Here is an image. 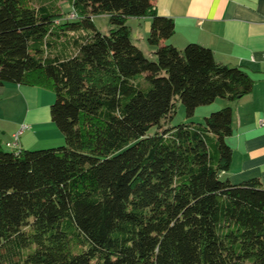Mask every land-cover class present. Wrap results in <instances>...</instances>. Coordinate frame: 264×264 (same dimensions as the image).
Instances as JSON below:
<instances>
[{"label": "trees", "instance_id": "trees-1", "mask_svg": "<svg viewBox=\"0 0 264 264\" xmlns=\"http://www.w3.org/2000/svg\"><path fill=\"white\" fill-rule=\"evenodd\" d=\"M153 1L0 0V86L51 90L64 138L18 154L0 142V264H264V189L220 179L231 109L166 128L176 101L192 117L253 80L209 49L162 44L174 23ZM144 17L154 61L126 25Z\"/></svg>", "mask_w": 264, "mask_h": 264}, {"label": "crops", "instance_id": "crops-1", "mask_svg": "<svg viewBox=\"0 0 264 264\" xmlns=\"http://www.w3.org/2000/svg\"><path fill=\"white\" fill-rule=\"evenodd\" d=\"M153 5L159 17L174 23L173 36L162 44L178 50L189 44L209 49L218 64L241 68L253 80L248 95L232 103L221 99L217 105L232 111V134L225 139L232 151L231 162L220 179L233 185L258 179L264 189V127L258 126L259 119L264 118V0H154ZM126 25L130 38L135 37V46L144 54L142 49L146 47L141 48L140 42L141 37L143 41L149 35L150 18H129ZM146 49L154 57L155 49ZM53 102L54 93L49 89L0 86L2 147L11 142L23 125L28 128L19 137L20 151L64 145V138L50 116ZM211 111L214 109L208 110Z\"/></svg>", "mask_w": 264, "mask_h": 264}, {"label": "rangeland", "instance_id": "rangeland-1", "mask_svg": "<svg viewBox=\"0 0 264 264\" xmlns=\"http://www.w3.org/2000/svg\"><path fill=\"white\" fill-rule=\"evenodd\" d=\"M62 11L64 13H66L67 11H69V7L66 6V4L62 5ZM96 29L104 35L108 34V31L110 29L109 27V22H108V18L105 15H101V16H96L92 19ZM128 24H130V22H128ZM140 39V37H139ZM131 42L135 45L137 42L135 41V37L131 38ZM145 45L146 48L149 49V45L147 43V39H143L142 41V37H141V42H140V46L141 48H143ZM138 48V47H137ZM145 48V50H147ZM144 52V55L146 56V58H148L151 61H154L155 58L150 56L144 49H142ZM221 99H216V102L214 101L212 104L208 105V106H202L199 107L195 110L194 115L192 117H187L186 113H185V109L183 107V105L181 104L180 101H176L175 102V114L172 117V119L169 121V123L166 125V128H172V127H176L178 125H182V124H189V123H193V124H202L204 121V118L209 116L211 113L217 112L222 108L217 107L218 103H220ZM212 108L214 109V111L208 112V110ZM219 108V109H217ZM155 132V129L152 128L148 134H153ZM4 149L7 152H12V150L10 148H6L4 147Z\"/></svg>", "mask_w": 264, "mask_h": 264}, {"label": "built area", "instance_id": "built-area-1", "mask_svg": "<svg viewBox=\"0 0 264 264\" xmlns=\"http://www.w3.org/2000/svg\"><path fill=\"white\" fill-rule=\"evenodd\" d=\"M69 20H73L76 18L74 13H71L68 15L67 17ZM262 59H264V56H262ZM258 126L260 127H264V118L259 119L258 121ZM28 127L26 125H23L21 127V129L19 131H17L13 136H12V140L9 143L5 144L6 148H10L12 150V152H14L15 154H18L20 152V148H19V137L22 134V132L24 130H26Z\"/></svg>", "mask_w": 264, "mask_h": 264}]
</instances>
